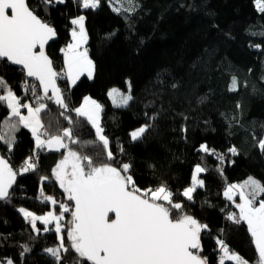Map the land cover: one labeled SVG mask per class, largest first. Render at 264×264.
Listing matches in <instances>:
<instances>
[{
	"label": "trees",
	"instance_id": "16d2710c",
	"mask_svg": "<svg viewBox=\"0 0 264 264\" xmlns=\"http://www.w3.org/2000/svg\"><path fill=\"white\" fill-rule=\"evenodd\" d=\"M134 3V11L121 10L118 14L112 8L119 5L109 0H100L96 9H84L77 0L28 2L29 8L56 31L57 42L46 50L55 69L64 63L63 50L71 42V20L81 15L85 17L86 49L95 66L91 79L83 76L73 86L58 78L69 109L65 114L73 118V124L60 115L64 109L44 98L40 101L47 105L40 114L44 130L57 134L71 127L80 143L69 144L70 148L90 156L94 164L108 162L95 129L71 111L86 97L95 100L102 106L103 135L116 157L110 163H130V174L138 188L165 186L173 193V201L184 205V213L208 226L201 233L199 255L206 257L208 264H218L223 255L216 243L220 239L230 251L255 264L258 253L246 224L227 219L237 210L224 192L229 185L250 177L264 185V151L258 146L264 140V13L259 12L255 0ZM128 6L125 2L124 7ZM0 78L21 105L37 106V97H42L39 87L33 96L35 83L27 81L22 70L0 61ZM233 78L237 81L235 91L231 90ZM128 83L132 99L126 106H118L108 93L113 88L128 92ZM0 95H6V91L0 89ZM9 115L10 109L0 102V122ZM144 125L148 129L143 137L133 141L130 133ZM14 136L11 148L0 141V154L16 171L21 161L38 149L35 138L23 125ZM89 141L94 143L85 146ZM202 145L213 154L201 151ZM232 148L236 149L235 155ZM39 152L35 171L17 174L9 199L0 203V264L9 260L13 264H57L45 252L60 243L54 228L37 224V232L19 211L23 208L43 216L51 211L59 214L61 202L72 206L52 176L66 150ZM197 165L206 170L198 176L204 186L192 194L193 201H188L182 193L192 186ZM44 192L53 194L55 205L37 202ZM259 200H264V195ZM61 222L59 235H64L69 251L62 252L59 264H72L76 254L67 240L71 212L64 213Z\"/></svg>",
	"mask_w": 264,
	"mask_h": 264
},
{
	"label": "snow or ice",
	"instance_id": "6c2138e0",
	"mask_svg": "<svg viewBox=\"0 0 264 264\" xmlns=\"http://www.w3.org/2000/svg\"><path fill=\"white\" fill-rule=\"evenodd\" d=\"M43 2L64 3L65 0ZM77 2L81 3L84 9H96L100 0ZM125 2L128 7H124ZM109 3L119 5L112 8L118 14L121 10L134 11L136 7L134 0H109ZM255 4L259 12L264 13V0H255ZM84 22L83 15L71 20V24L77 26L72 30L74 43L63 50L66 65L63 76L71 80L73 85L84 73L91 79L95 68L93 61L88 57L87 49L81 50L87 43ZM55 36V29L41 20L28 7L26 0H0V61L21 66L27 77L39 82L38 86L32 85L33 96H36L37 87L43 90V96L37 97L36 107L31 104L21 105L20 99L0 78V89L6 91V95H0V102L10 109V115L0 122L3 129L0 131V141L11 148L15 141L14 133L23 125L31 131L38 150H66V155L52 170V176L67 194V199L73 202L72 206L61 202L58 215L48 212L43 216L34 215L23 208L19 209L25 219L30 218L29 222L37 232L40 230L36 228V221L46 226L55 222L54 230L60 243L57 247L47 248L45 251L55 258L57 264L63 259L62 252L68 253L69 248L64 243L65 237L59 234L62 233L61 221L64 220V213L71 212V228L67 232V240L76 254L72 264H208L207 258L199 255L202 251L201 233L207 230L208 226L184 213V205L174 202L173 193L165 186L145 190L138 188L130 174V163H121L119 166L110 163L116 157L109 148V139L103 135L104 130L100 125L102 106L95 100L86 97L80 107L71 111H74L77 117H83L95 129V137L106 150L108 162L94 164L90 156L81 155L70 148L69 144L80 143L74 138L71 127H65L57 134H50L48 129L41 132L44 124L40 114L47 109V105L40 102L44 98L52 100L64 109L60 115L64 116L69 125L73 124V118L65 114L69 111L68 105L57 86L60 73L53 68L52 61L44 51L45 45ZM24 87L25 90L28 89L27 83ZM130 89L129 84V94L124 95L113 88L108 95L114 101L116 97H120L122 103L118 106H126L132 99ZM231 90H237L235 78L232 79ZM21 107L27 108L26 116L21 114ZM13 117L18 119L13 120ZM147 129L148 125H144L132 131L131 139H141ZM91 143L94 141L86 142L85 146ZM258 146L264 151V140H260ZM200 150L213 154V150H209L206 145H202ZM230 151L236 154L235 148ZM120 152H123L122 147ZM37 162L38 157H28L20 169V174L35 171ZM204 171V168L196 166L192 186L182 193L188 201H193L192 194L197 186H204V181L198 179L199 174ZM16 176L17 172L0 156V201L9 199V189L15 183ZM234 190L238 192L239 203L235 202L232 194ZM224 195L239 210L238 213L228 214L227 219L236 224H246L258 253L255 264H264V200H259V197L264 195V185L249 178L243 184L229 185ZM44 199L56 204L50 196ZM110 214L114 216L110 218ZM216 243L223 254L220 264H224L225 260L234 261L235 264H249L239 254L230 251L223 240L217 239ZM7 264L13 262L9 260Z\"/></svg>",
	"mask_w": 264,
	"mask_h": 264
},
{
	"label": "water",
	"instance_id": "95a60500",
	"mask_svg": "<svg viewBox=\"0 0 264 264\" xmlns=\"http://www.w3.org/2000/svg\"><path fill=\"white\" fill-rule=\"evenodd\" d=\"M30 0H26V2H27V4H28V2H29ZM34 1H39V0H34ZM28 7H29V5H28ZM11 13H10V11H9V15H10ZM57 40H58V37H57V34H56V36L53 38V39H51V40H49L48 41V43L45 45V48H44V51H45V54L47 55V52H46V50H47V48L52 44V43H55V42H57ZM37 51H39V49H37ZM48 56V55H47ZM48 58L51 60V58L48 56ZM52 61V60H51ZM5 62V61H4ZM10 66H12V67H14V68H16V69H20L21 70V66H19V65H13V64H11L10 62H7ZM52 66H53V68L55 69V67H54V65H53V62H52ZM56 70V69H55ZM24 72V71H23ZM24 74H25V72H24ZM25 77H26V79H27V81H29V82H33V83H35V84H37V85H39V82L38 81H36L34 78H32V77H27L26 76V74H25ZM57 86L59 87V85H58V78H57ZM39 91H40V93H41V95L43 96V90H42V88H39ZM52 95V93H51V91H49V96H51ZM0 156H1V154H0ZM9 163V162H8ZM10 164V163H9ZM11 165V164H10ZM12 167V166H11ZM16 181V180H15ZM14 186H15V183L12 185V187L9 189V193H10V195H11V193H12V190H13V188H14ZM2 202H4V201H0V203H2ZM72 204H73V202H72ZM114 216V214H110V218H112ZM193 251H195V250H193Z\"/></svg>",
	"mask_w": 264,
	"mask_h": 264
},
{
	"label": "built area",
	"instance_id": "2783aa9c",
	"mask_svg": "<svg viewBox=\"0 0 264 264\" xmlns=\"http://www.w3.org/2000/svg\"><path fill=\"white\" fill-rule=\"evenodd\" d=\"M69 32L72 33V30L69 31ZM56 71H57L58 73H60V76H58V78H60V79H62V80H68V79L64 78V76H63V74H64L65 71H66V65H65V63H63L62 65H60V67H59L58 69H56ZM30 156H36V155H34V153H33V154H30V155H28L23 161H21V163L19 164V166H18L17 169H16L17 174L20 173V169H21V167L23 166L25 160H26L28 157H30ZM36 157H37V156H36ZM214 157H215V158H218V156H217L216 154H214ZM48 196L54 198V197H53V194L48 193V192H44L42 195L38 196V198H37V202L40 203V204H46V203H49V202L51 203V201H46V200L44 199V197H48Z\"/></svg>",
	"mask_w": 264,
	"mask_h": 264
},
{
	"label": "rangeland",
	"instance_id": "374dc122",
	"mask_svg": "<svg viewBox=\"0 0 264 264\" xmlns=\"http://www.w3.org/2000/svg\"><path fill=\"white\" fill-rule=\"evenodd\" d=\"M84 26H85V22H84ZM77 26H75L74 28H76ZM78 30V29H77ZM86 30V29H85ZM88 40V39H87ZM74 43V42H73ZM69 44H72L71 42L69 43ZM68 44V45H69ZM87 44V43H86ZM86 44H84L83 46H82V48H81V50H83L84 48H86ZM68 45H66L65 47H64V49H66L67 47H68ZM63 53H64V51H63ZM89 57V56H88ZM90 59V58H89ZM116 89H118V88H116ZM121 93H123L124 95H128L129 94V83L127 84V90H128V92L126 91V90H122V89H118ZM110 97V96H109ZM112 100H113V102L116 104V105H120L122 102H121V100H120V97H116L115 98V101H114V99L112 98V97H110ZM43 131H44V128H43ZM40 150H38V151H35V155L38 157V156H40V153L41 152H39ZM195 174V173H194ZM199 186H197V188H198ZM196 188V189H197ZM62 189V188H61ZM63 190V189H62ZM54 205V204H53ZM51 212H53L54 214H56L54 211H51ZM58 215V214H57ZM30 219V218H29ZM37 224H41V225H43V226H45L46 228L47 227H49V226H51V227H55V222L53 221V223H51V224H48L47 226L46 225H44V224H42L40 221H36V225ZM61 224H62V222H61ZM62 227H63V225H62ZM46 252V251H45ZM47 253V252H46ZM48 254V253H47ZM49 255V254H48ZM218 264H220V260H219V263Z\"/></svg>",
	"mask_w": 264,
	"mask_h": 264
},
{
	"label": "crops",
	"instance_id": "0c3cea01",
	"mask_svg": "<svg viewBox=\"0 0 264 264\" xmlns=\"http://www.w3.org/2000/svg\"><path fill=\"white\" fill-rule=\"evenodd\" d=\"M74 27H75V25H74ZM88 41V40H87ZM74 41H73V38H72V33H71V43H73ZM87 45V44H86ZM65 61V57H64V53H63V62ZM93 74H94V72H93ZM83 76H87V73H84V74H82L80 77H79V79L76 81V83L83 77ZM88 77V76H87ZM68 83H69V85L70 86H73V84H72V82H71V80H68ZM75 83V84H76ZM28 104V103H27ZM34 107V106H33ZM21 114L22 115H27L28 114V112H27V108H23V107H21ZM30 133H31V131L28 129V128H26ZM41 132H43V129H41ZM32 134V133H31ZM45 151H47V152H57V151H48L47 149H44ZM63 149H61V151H62ZM250 178H252V177H250ZM249 179V178H248ZM247 179V180H248ZM254 179V178H253ZM247 180H245V181H247ZM256 180V179H255ZM245 181H243V182H241V183H239V184H243ZM238 185V184H237ZM233 194V196L235 197V198H238V201H235L236 203H239L240 202V198H239V195H238V192H236L235 190H234V192L232 193ZM259 202V201H258ZM234 205V207H235V204H233ZM236 208V207H235ZM236 210H237V212L239 211L237 208H236ZM226 262H232V263H235L234 261H229V260H225L224 261V263H226Z\"/></svg>",
	"mask_w": 264,
	"mask_h": 264
}]
</instances>
